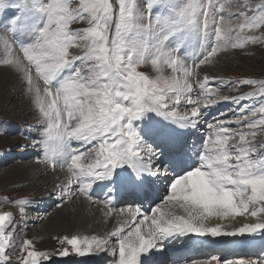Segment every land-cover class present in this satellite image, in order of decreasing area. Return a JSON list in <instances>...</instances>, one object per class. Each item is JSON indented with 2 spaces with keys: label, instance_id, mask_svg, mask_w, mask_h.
I'll use <instances>...</instances> for the list:
<instances>
[{
  "label": "snow or ice",
  "instance_id": "6c2138e0",
  "mask_svg": "<svg viewBox=\"0 0 264 264\" xmlns=\"http://www.w3.org/2000/svg\"><path fill=\"white\" fill-rule=\"evenodd\" d=\"M117 3L118 10L111 0H78L76 7L73 0H0L2 63L26 85L39 125L34 146L41 147L43 162L67 168L66 184L58 185L61 203L72 197L91 200L95 185L107 190L102 203L111 215L113 191L135 195L157 182L165 184L163 200L152 207L151 216L129 205L121 211L130 222L106 236L64 237L60 243L79 256L109 252L118 256L113 264H156L154 257L166 242L191 234L217 238L259 232L264 239V222L235 231L205 223L243 216L250 208L253 217L264 213V143L252 142L256 130H264V104L243 105L233 121L208 123L211 132L202 147L189 144L203 119L201 104L217 103L218 90L209 83H225L205 76L196 81L200 94L193 99L195 68L212 63L228 46L257 42L259 37L244 32L264 27V0L254 6L244 0L247 11L239 12L243 19L235 37L239 43L225 24V5L218 7L217 0H145L143 8L137 0ZM9 8L15 15H5ZM78 21L88 27L71 30ZM17 35L30 42L20 41L17 49ZM72 48H82L83 54L71 55ZM149 62L158 73L155 79L137 70ZM165 69L172 74L164 75ZM228 83L258 85L264 97V81ZM255 95L219 99L239 105ZM182 104L190 111H179ZM245 111L259 118L244 116ZM16 203L23 216L30 201ZM15 232V218L0 215V264H11L8 253L17 251L26 253L20 264L50 262L47 253L30 250V240L17 245ZM58 254L68 256L69 249ZM223 264H264V255Z\"/></svg>",
  "mask_w": 264,
  "mask_h": 264
},
{
  "label": "rangeland",
  "instance_id": "374dc122",
  "mask_svg": "<svg viewBox=\"0 0 264 264\" xmlns=\"http://www.w3.org/2000/svg\"><path fill=\"white\" fill-rule=\"evenodd\" d=\"M111 2L113 3L114 8L118 10L117 0H111ZM249 2L254 6L259 0H249ZM137 3L143 8L145 0H137ZM221 3L225 5L226 9L223 13L225 16V24H230L232 26L234 42L239 43V40H236L235 37L239 33L238 25L243 19V17L239 15V12L247 11L243 7L244 0H217L218 7ZM77 4L78 0H73V7H76ZM229 13H232L230 18L228 15ZM5 15H15V10L9 8ZM86 27H88L86 21H78L70 25V29L73 31ZM244 35H255L259 37V39L255 43H245L243 47H226L217 53L213 58L212 63L195 68V72L198 73V76L207 75L208 72L206 71V66H212L214 70L218 71L216 73H218L219 78L216 81L223 80L225 83L223 85L219 83H209V87H214L219 92H226L225 94H228V97L247 95L249 92H256V95L241 101L239 105L229 100V102L221 108L215 107L216 111H214L215 109H204L202 111L205 116L203 121L207 124L212 123L215 125L220 120H235L241 115L240 109L245 104L253 108H258L260 105L264 104V97H261L259 94L258 85L228 83L229 81L243 80L264 81V27L251 31L245 30ZM20 41L30 42L27 36L17 35L15 44L17 49ZM17 54L22 56V53L17 52ZM70 54L82 55L83 49L72 48L70 49ZM4 57L5 53L3 49L0 48V215L8 213L15 218L16 232L14 239L17 245H19L24 239H27L32 242V249L30 250L47 253L49 255L50 262L41 260L40 264H113V260L117 259L118 256L113 257L109 252L93 251L85 256H79L71 250L70 245H67L66 243L62 245L60 243V240L64 237H91L94 232L88 228L86 224H79V222L77 224V222L72 221L67 214L65 215L66 212L59 199V192L58 194H52L54 192L52 191L51 186H44L47 181H43L41 176H32L33 171L31 168H33V164L36 166L48 165L49 167L51 165L43 162V151L41 147L34 146L36 139L39 137V125L37 123V114L34 111L29 96L25 93L26 85L21 80L19 73H15V70L11 66L2 63ZM78 64L79 62H77V65ZM137 70L144 73L150 79H155L158 75L150 62L140 65ZM163 74L171 75L172 73L170 69H165ZM33 77L34 80H36L34 69ZM36 83H38L41 89H43L42 80H36ZM193 85L194 89H196L193 92V96H199L200 89L196 86V82H194ZM188 108L189 106L185 107L182 104L178 110L184 112L188 111ZM243 115L249 116V113L245 111ZM249 118L258 119L259 113H257L256 117L249 116ZM230 126L235 130H241L240 127L234 123ZM243 130L247 131L246 128ZM256 131L257 135L255 139L252 140V138L249 137V140H252L253 143L257 144L264 143V130L257 129ZM206 132L210 134L211 129L207 128ZM206 132L202 135L201 145ZM51 171L57 176L61 175L59 177H65L61 174L63 172L62 168L60 169L59 167H52V169L45 172V175L51 174ZM156 184H158L157 186L159 189L161 184ZM164 195L165 185L161 194L155 198L153 207L157 204H161ZM22 199L30 201V204L24 209L23 216H21L19 207L16 203ZM68 200L75 204L77 197H72ZM136 201L137 197L136 200L131 203L135 205L134 203ZM57 205L60 206L58 207ZM93 205L94 203H92L89 209L90 211L87 213L89 216L91 214L94 216L96 215V210H94L95 207H93ZM57 210L62 217H64V215L67 217H64V221L61 219L56 221L55 219L53 220L55 214L58 212ZM250 211L251 208L249 209V212H246L243 216H234L223 220H211L213 222L208 220L207 225L210 227L211 225H221L222 231H235L245 224L264 222V213H259L257 217H253L250 215ZM232 218L234 220H232ZM49 224H52L54 227H52L51 230L45 231L46 225ZM243 235L249 234L245 233ZM112 243H115L114 239ZM179 244L180 241H177L176 245ZM62 248L69 249L68 256L62 257L58 254ZM8 254L10 256L11 264H20L22 257L26 255V253H21L19 251L15 254H12L11 252ZM261 254L264 255V251H261L259 256H261ZM237 255H234V257H244L246 260L252 259L250 256L245 257L242 254ZM212 257L214 256L208 258L198 256L195 258L197 259L195 261L202 262V260L204 261L207 259L208 264H214L215 261ZM231 257L232 256H228V259L225 261H229ZM162 264L173 263H171V261H168L167 263V260H163Z\"/></svg>",
  "mask_w": 264,
  "mask_h": 264
},
{
  "label": "bare ground",
  "instance_id": "6f19581e",
  "mask_svg": "<svg viewBox=\"0 0 264 264\" xmlns=\"http://www.w3.org/2000/svg\"><path fill=\"white\" fill-rule=\"evenodd\" d=\"M189 50L191 51V49H189ZM206 68H207L206 71L208 72L207 75H200V76H197V77H192L190 82L194 83L197 80L203 81L205 76H208L209 78H215V80H217L219 78L218 77V73H216L218 71L214 70V68L212 66H206ZM12 71H13V69H12ZM16 72L17 71L15 70V73ZM211 88H214V87H211ZM194 90H196V89H194ZM218 93H219V96H214L213 97L214 99L217 100V103L214 106H209V107H204L203 104H201V111H203L206 108L207 109H212V110L215 109L216 110L215 107L219 108V107H221L223 105H226L229 102V101H223V100L219 99V97L227 96L228 94H225L226 92H219L218 91ZM198 97H199L198 95L195 96V97L193 96V99H197ZM190 107L191 106L189 105L188 111H190ZM220 116H222V115H220ZM220 116H218V117H220ZM204 117L205 116L203 114V119H202V121L200 123V126L195 131V133L193 135V138L195 139V142H196L198 148L202 147V145H201L202 135L206 132V130L208 128V124L205 121H203L205 119ZM208 136H209V133L206 132L204 139H206ZM33 165H34L33 168H31V170L33 171L32 172L33 173L32 176H35V177H40L41 176L43 178V181H47V182H45L46 184H44V186L45 187L46 186H51V189L54 192L52 194H55V193L58 194V192H59L58 185L63 186L67 182L68 173H67L66 166L65 167L56 166V167H59L60 169L62 168L63 172L61 174L65 176V177H59L61 175L57 176L52 171H51L52 172L51 174L45 175L46 171L52 169L51 166L49 167L48 165L47 166H43V165L42 166H36L35 164H33ZM39 165H41V164H39ZM21 172H22V170H21ZM160 184H163V183H160ZM157 185L158 184L152 186L153 187L152 188V192L153 193H155L158 190V186ZM162 191H163V189H160L158 191V194L155 196V198H157L158 195L161 194ZM102 193H104L105 195H102ZM114 193H115V191H113V193H112V196H113V210H112L111 215H106L108 209L102 203V201L105 200V198L107 197V190H102L100 187H96L95 185H94V191H93V196H92L91 200L85 199L84 197H77L76 203L74 204V203L70 202L68 199H66L62 203V207H63V209L66 212L65 215L67 214L72 219V221L77 222V224H78V222H79V224H86L88 226V228H90L94 232V234L96 236H101V237L102 236H106L108 233L113 231L116 227H122L127 222H130V220H131V218L128 216L126 211H124V212L121 211L122 209H126L127 208V203L130 202V196H121V197L118 198V197L114 196ZM149 198H151V199L143 198L140 201L137 200L134 203L135 205H132V206L133 207L140 206L142 208L143 212H146L149 216H151L152 215L151 209H152V207H153L155 202L152 199L153 196H151ZM92 203H94L93 207H95L94 210H96L95 211V213H96L95 216L92 215V214L90 216L87 215V213L90 211L89 209H90ZM115 207H118V208H115ZM65 215H64V217L67 218ZM64 217H62L60 215L59 211H58L55 214V218H53V220L55 219V221H56L58 219H61V220L64 221L65 220ZM246 217H247V215H246ZM226 218H231V217H226ZM216 219L221 220L220 218L213 217V218L209 219V221L213 222L211 220H216ZM223 219H225V218H223ZM232 220H234V219L232 218ZM207 221L205 222L206 224L208 223ZM226 221H227V219H226ZM71 225H73V224H71ZM52 227H54L52 224L46 225L45 231L51 230ZM77 227H78V225H77ZM211 227H212V225H211ZM191 236L192 237H198V236H195L194 234H191ZM200 238L201 239L199 241H201V242L204 241L205 238H207L206 240H210V239L213 240L214 239V238H212L210 236H205V237H200ZM211 242H213V241H211ZM176 243H177V241H168V242H166L165 250L163 252L157 253L156 256L154 257L156 263L160 262L161 260L162 261L163 260H165V261L169 260V261H171L174 264L175 263L176 264H192V263L193 264H208L207 259L204 260V261L202 260V262H198V261H195L197 259H194L193 256L190 255V254L187 255L188 257L187 256L183 257L179 253H174V250L176 249V246H177ZM179 250H180V248H177V251H179ZM217 255L218 254H216L214 257H216L217 260L220 261V264H223V262L226 259H228V257H226V256H217ZM237 256H239V255H237ZM250 257L252 258L251 260H254V259H258L259 255L258 254H253ZM233 258H235V259H233ZM237 259H245V258L244 257H242V258L231 257V259L229 261H235ZM217 260H214L215 263L214 262L213 263L217 264Z\"/></svg>",
  "mask_w": 264,
  "mask_h": 264
}]
</instances>
